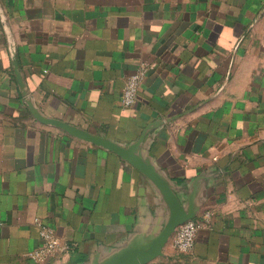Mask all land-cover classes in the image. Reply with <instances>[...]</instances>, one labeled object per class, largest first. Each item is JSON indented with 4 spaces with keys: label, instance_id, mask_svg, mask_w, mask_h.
Wrapping results in <instances>:
<instances>
[{
    "label": "crops",
    "instance_id": "1",
    "mask_svg": "<svg viewBox=\"0 0 264 264\" xmlns=\"http://www.w3.org/2000/svg\"><path fill=\"white\" fill-rule=\"evenodd\" d=\"M158 181L211 228L142 264H264V0H0V264L148 254Z\"/></svg>",
    "mask_w": 264,
    "mask_h": 264
},
{
    "label": "built area",
    "instance_id": "2",
    "mask_svg": "<svg viewBox=\"0 0 264 264\" xmlns=\"http://www.w3.org/2000/svg\"><path fill=\"white\" fill-rule=\"evenodd\" d=\"M146 72L144 67L129 75L125 81L121 92V103L125 108L132 107L137 100L139 84ZM211 211L206 210L200 218H192L183 222L177 229L173 239V247L182 254H188L192 251L196 234L202 228H211ZM39 245L28 253L32 262L41 263L49 256L53 255L61 247L59 238L54 228L49 225L38 222Z\"/></svg>",
    "mask_w": 264,
    "mask_h": 264
},
{
    "label": "water",
    "instance_id": "3",
    "mask_svg": "<svg viewBox=\"0 0 264 264\" xmlns=\"http://www.w3.org/2000/svg\"><path fill=\"white\" fill-rule=\"evenodd\" d=\"M114 150L121 152V150L117 147H114ZM158 184L165 192V195L169 201V204L172 207L171 220L169 221L167 226L164 228V230L160 234L158 240L156 241L154 249H152L148 254L141 256L139 258L133 257L126 264H142L145 261H148L149 259L154 257L156 254H158L160 247L165 243L169 235L174 231L175 227H177L180 223H183L184 221L192 219L194 217V210H193V205H192L191 200H190L191 202L189 205L188 212L186 213L181 209V206L178 200L171 193L170 189L166 185H164L161 181H158Z\"/></svg>",
    "mask_w": 264,
    "mask_h": 264
}]
</instances>
